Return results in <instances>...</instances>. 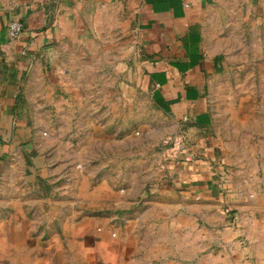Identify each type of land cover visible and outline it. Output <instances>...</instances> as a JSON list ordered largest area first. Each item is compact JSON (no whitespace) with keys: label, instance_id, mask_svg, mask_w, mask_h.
I'll list each match as a JSON object with an SVG mask.
<instances>
[{"label":"crops","instance_id":"obj_1","mask_svg":"<svg viewBox=\"0 0 264 264\" xmlns=\"http://www.w3.org/2000/svg\"><path fill=\"white\" fill-rule=\"evenodd\" d=\"M256 13L264 0H0V133H27L24 172L58 201L57 248L28 264H264V178L238 185L257 161L233 167L208 104ZM144 110L146 142L127 119ZM166 136L186 153L150 154Z\"/></svg>","mask_w":264,"mask_h":264},{"label":"rangeland","instance_id":"obj_2","mask_svg":"<svg viewBox=\"0 0 264 264\" xmlns=\"http://www.w3.org/2000/svg\"><path fill=\"white\" fill-rule=\"evenodd\" d=\"M256 16L257 13L241 22L239 41L243 45H239V51L229 54L223 71L212 79L208 99L216 133L228 144L233 158L242 159L233 161V167L250 166L251 157L257 161L254 165L259 167L258 171L238 174V185L250 189L256 188L258 180L264 178V20ZM114 74L118 71L113 67ZM143 107H148L146 102ZM118 118L116 116L115 124H119ZM127 119L131 138H142L146 142V120L151 119L150 113L144 110L137 117L128 113ZM25 134L13 129L0 133V262L4 264L8 263L9 256L15 264H28L29 254L54 252L57 247L49 240V232L53 228L60 233L55 225V213L49 210L50 205L58 203L56 193L52 190V194H48L49 188L42 187L38 175L24 172L23 157L26 154L22 145L24 140L29 141ZM168 137L160 139L152 151L149 150L150 154L157 153L167 159L164 149ZM25 152L31 161L36 158L33 150L26 149ZM48 185L52 188L54 183ZM124 215L123 212L117 213L114 220H121ZM89 216L100 215L94 212ZM92 228L96 235L102 231L100 225ZM66 251H70L69 246Z\"/></svg>","mask_w":264,"mask_h":264},{"label":"built area","instance_id":"obj_3","mask_svg":"<svg viewBox=\"0 0 264 264\" xmlns=\"http://www.w3.org/2000/svg\"><path fill=\"white\" fill-rule=\"evenodd\" d=\"M23 25L17 20H12L8 24V33L11 39H16L22 32ZM165 149L164 154L167 159H174L180 154L186 153V148L180 137H168L165 140ZM186 160H190V157L187 155ZM264 217V215H263Z\"/></svg>","mask_w":264,"mask_h":264}]
</instances>
